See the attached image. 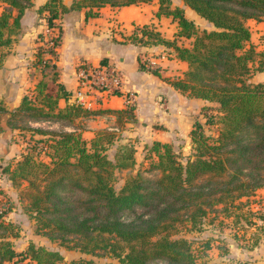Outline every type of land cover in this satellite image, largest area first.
I'll return each instance as SVG.
<instances>
[{
	"label": "trees",
	"instance_id": "1",
	"mask_svg": "<svg viewBox=\"0 0 264 264\" xmlns=\"http://www.w3.org/2000/svg\"><path fill=\"white\" fill-rule=\"evenodd\" d=\"M0 46L7 48L20 32V17L32 0H2ZM151 0H73L69 8L88 7L86 14L111 6ZM156 15H170L177 22L172 39L152 25H136L125 38L150 47L172 46L175 55L187 61V68L170 82L189 96L216 102L218 114L196 119L189 131L191 152L181 158L170 142L152 140L151 168L154 175L137 170L114 185L116 170H129L135 150L119 144L107 155L113 132L98 129L91 139L75 129L52 133L53 152L48 160L36 159L29 151L21 154L13 169L27 179L21 197L25 208L34 213L37 228L66 247L92 254H110L121 264H196L197 254L184 237H174L176 221H199L209 210L237 207V200L264 186V80H252L253 71L264 70V49L249 43L247 20H264V0H157ZM68 9L61 0H46L38 11H48L49 26ZM205 21L199 26L186 10ZM60 31V28H59ZM189 39L188 45L176 39ZM59 33L44 51L51 52ZM39 60V59H38ZM105 58L100 64L106 63ZM141 67H145L141 61ZM157 72V69H152ZM55 81V80H54ZM55 93L38 81L23 93L10 111L0 101V130L14 127V115L34 119L75 117L81 109L94 113L77 100L69 101L71 91L60 82ZM45 87V88H44ZM122 94L120 90L114 91ZM67 101L58 106V98ZM132 107H129V110ZM119 112V109H111ZM218 124L217 135L205 127ZM38 130V128H33ZM57 136L54 137L53 135ZM41 140V139H40ZM150 156V155H149ZM0 200V264H76L65 261L57 250L30 243L17 251L8 238L11 224L2 217L7 208ZM85 264H116L84 260Z\"/></svg>",
	"mask_w": 264,
	"mask_h": 264
},
{
	"label": "rangeland",
	"instance_id": "2",
	"mask_svg": "<svg viewBox=\"0 0 264 264\" xmlns=\"http://www.w3.org/2000/svg\"><path fill=\"white\" fill-rule=\"evenodd\" d=\"M186 14L193 17L200 27L206 24L204 20L190 12V10H186ZM247 25L250 29V35L253 34L254 40L257 41L256 45L253 44L264 49V33L256 34L259 28L255 27V24L247 23ZM135 26L132 30L135 29ZM57 31L56 27L52 30V34H57ZM47 46H49L48 43L40 45V47L45 49ZM38 51L39 47L36 46L34 54L36 55ZM154 55L158 54L154 53ZM40 57L42 56L40 55ZM141 61L150 69L162 67L157 62H151L149 56H142ZM37 63L40 66V73L38 74H41V78L34 84L36 85L38 81H44L48 91L54 94L57 88L54 77L51 76V71L50 73L44 71L45 68H49L50 65H47L49 63L43 58H39ZM43 64H46L47 67ZM262 71L254 70L251 79L264 80V72ZM26 75L29 74L21 69L16 81L17 84L27 90L25 93H30L32 90L31 82L34 81L35 77L30 72V80L25 81L24 77ZM3 86L0 83V92ZM92 86V89H95V86L97 89L105 87L104 85L99 86L96 84ZM108 89L113 92L117 88L115 85H111ZM135 93L132 88L125 89L123 95L124 105L115 107L116 103L119 104L121 102L119 98L108 102L107 99H103L105 96L93 90L92 95L85 96V98L83 96L85 100L83 106L104 110L89 113L80 109L75 117H55L50 120L34 119L27 117V115L16 114L12 120L13 125L16 126H3V129L0 130V200L5 202V207L9 205L2 219L11 224L7 228V233L15 250L24 251L30 243H33L36 246L59 251L67 262L75 261L76 264H85L84 260L92 259L97 262L111 261L121 264L117 257L110 254L98 255L81 251L75 247H66L60 241L44 235L37 228L34 213L25 208V201L21 197V191L25 188L27 179L19 174L13 176V169L21 154L27 151L32 153L36 159L48 160L49 154L53 152V147L50 145L52 133L45 131L52 130L60 133L71 131L73 129L68 128L74 126L75 130L80 132L86 139L94 137L98 129L105 128L112 131V142L106 152L111 158L119 144H128V146L134 148L135 161L133 167L129 170H116L114 179L116 188L120 187L124 176L128 173H135L140 170L145 175L156 174L150 164L151 159L154 158L153 152H150L152 140L145 137L146 128L140 125L143 117L141 112L135 110ZM192 99L196 110L190 114V117L193 116L195 120L199 118L204 121L205 114H218L216 102L196 97ZM109 103L114 107L107 106ZM4 104L7 105L6 107L10 111L2 114L3 120L13 111L9 104ZM130 106L132 109L129 110ZM111 109H119V112H114ZM218 127V124L206 126L205 132L215 136L217 135ZM33 128H38V130ZM53 136L56 137L57 135L54 134ZM170 143L183 160L192 151L189 136H182L180 140L175 139L170 141ZM236 203L237 207H232V210H223L222 205H217V209L209 210L196 223L188 219L175 222L176 228L173 236L184 237L191 243L194 253L197 254L196 264H264V186L257 188L248 196H243ZM6 264L15 263L6 261Z\"/></svg>",
	"mask_w": 264,
	"mask_h": 264
},
{
	"label": "crops",
	"instance_id": "3",
	"mask_svg": "<svg viewBox=\"0 0 264 264\" xmlns=\"http://www.w3.org/2000/svg\"><path fill=\"white\" fill-rule=\"evenodd\" d=\"M45 1L32 0L20 17V32L17 38L7 48L0 46V83L4 85L0 92V101L9 104L11 108L18 105L22 94L27 91L16 81L21 69L29 74L24 77L25 81H29L31 75L35 77L31 82L33 90L34 83L41 78V74H38L39 58H43L49 63L47 65H50V69L45 68L44 71L49 73L51 71L55 82L62 83L67 91H71L69 101L79 100L81 97L78 98L77 93L80 70L85 64L95 66L105 58L107 62L114 63L121 70L123 81L119 88L122 94H111L109 97L106 95L103 99L109 102L119 98L121 102L114 106H123L124 90L132 88L136 92L135 110L141 112L143 117L140 125L146 128L145 137L170 142L180 140L182 136H189L195 121L193 116L190 117L196 110L193 97L180 91L170 82V79L181 75L187 68V61L178 58L172 46L156 44L147 47L125 38L134 25L143 24L152 25L166 38L172 39L175 36L177 22L170 15L155 14L157 0L121 6L105 4L95 15H87L88 7L85 6L69 8L73 0H61L68 5V9L60 12L58 5L59 12L54 22L59 25L60 31L56 26L59 39L53 47L55 52L53 55L40 47L41 44H46L49 30L56 28L48 25L46 16L49 13L46 9L38 11ZM5 6L6 2L0 0V12ZM247 23L255 24V27L259 28L256 34L264 33V20L249 18ZM176 41L188 45L189 39L178 38ZM249 43L255 45L257 43L253 34L250 35ZM36 46L39 47V51L35 55ZM142 56H149L151 62H157L162 67L157 68V72H153L148 66L141 67ZM66 102L64 97L58 98V106L63 107ZM107 106L114 107L110 103ZM68 129L74 130L75 127Z\"/></svg>",
	"mask_w": 264,
	"mask_h": 264
},
{
	"label": "built area",
	"instance_id": "4",
	"mask_svg": "<svg viewBox=\"0 0 264 264\" xmlns=\"http://www.w3.org/2000/svg\"><path fill=\"white\" fill-rule=\"evenodd\" d=\"M49 30V29H48ZM56 35V34H55ZM52 31L49 30V34L47 35L46 43L49 45L52 44ZM123 81V74L121 70L112 62H106L103 64H97L95 66L92 65H84L83 68L79 72V89L77 93V97L80 98L77 101L81 102L82 104L85 101L82 96L86 95H92L93 90L96 93H99L103 96H108L111 94H116L114 91L111 92L109 86L115 85V87L119 90L120 85ZM99 85V86H105L102 89H97L95 86V89H92V85ZM128 101V99H127Z\"/></svg>",
	"mask_w": 264,
	"mask_h": 264
}]
</instances>
